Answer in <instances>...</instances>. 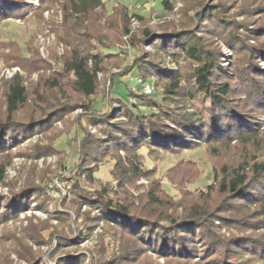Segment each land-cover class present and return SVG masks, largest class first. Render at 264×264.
<instances>
[{
  "label": "trees",
  "instance_id": "1",
  "mask_svg": "<svg viewBox=\"0 0 264 264\" xmlns=\"http://www.w3.org/2000/svg\"><path fill=\"white\" fill-rule=\"evenodd\" d=\"M34 1L39 6L30 10L29 3ZM54 1L57 0H0V21L23 19L29 12L34 20H39ZM61 1H64L62 24L53 22L58 41L67 48L60 77L67 80L74 96L85 99L97 96L98 75L109 64L120 66L121 60L114 50L123 37L132 33V20H137L143 29L138 38L133 34L130 37V44L140 57L132 68L111 77L106 101L111 107L114 104L119 107L100 115L88 112L75 124L82 125L75 173L84 175L94 186L92 191L77 186L76 194L84 200V205L101 213L95 217L97 221L112 225L124 238H131L141 247L137 251L144 255L150 251L164 259L179 258L187 262L216 255L212 259L214 264L238 255L244 243L235 240L227 248L224 241L214 240V231L206 219L211 213L206 208L208 198L215 193L225 196L228 202L251 203L257 207V227H264V136L254 118L258 114L264 116V69L259 65L264 60V25L251 29L249 22L253 16L263 14L264 4L253 8L254 11L241 10L238 15L244 21L237 22L226 6L212 4L211 0H196L195 15L189 17L184 13L185 18L177 24L166 23L165 17L172 13L178 1L186 0H165L164 15L153 13L147 19L130 13L121 2L108 10L102 0ZM153 16L160 21L156 27L151 25ZM217 40H222L235 53L230 68L221 65L222 54L214 44ZM145 47L155 50L153 57L146 56ZM101 50L105 53H100ZM165 57L172 59L174 68L163 65ZM34 60L41 65L39 58ZM135 69L139 70V81L150 84L152 79L153 92L156 88L161 90L152 93L153 97L131 90L127 105L113 94L114 80L116 76L130 75ZM46 83L58 88L56 96L63 91L56 78ZM35 95L40 102L44 101L37 92ZM157 95H162V99L158 100ZM29 99L30 93L21 78L17 76L9 82L4 112H0V153L9 152L36 131L49 127L55 117L79 106L77 103L55 105L38 121L22 122L16 116L28 106ZM82 106L91 109L86 103ZM144 108L148 111L142 112ZM88 125L95 127L100 137L91 135ZM202 146L213 159L221 160L231 149L239 152L232 160L234 163L224 162L213 168L215 184L207 186L201 195L205 204L201 208L192 206L181 216L169 215L167 209L177 204L165 200L160 190H150L142 203L126 192L121 193L124 187L154 172L143 166L139 150L147 148L152 153L179 155ZM108 157L113 161L114 184L100 186L93 178V169ZM181 163L185 164L178 162L174 172L180 171ZM5 167V163L0 164V183L5 179ZM116 187L119 190H114ZM28 195L24 193V197L8 206L5 216L18 215L27 206L22 201ZM163 222L167 225L162 226ZM21 258L28 264H39L31 251L23 252Z\"/></svg>",
  "mask_w": 264,
  "mask_h": 264
},
{
  "label": "rangeland",
  "instance_id": "2",
  "mask_svg": "<svg viewBox=\"0 0 264 264\" xmlns=\"http://www.w3.org/2000/svg\"><path fill=\"white\" fill-rule=\"evenodd\" d=\"M122 1L123 4H129L128 10L134 15L136 10L141 9L140 7L135 10L137 0L133 3ZM63 2L54 1L49 6V11L44 12L41 19L38 17L39 20H34L32 12H29L23 19L14 17L0 21V112H4L9 82L17 76L30 93L28 106L16 116L22 122L30 119L38 121L55 105L79 104L71 112L55 117L49 127L36 131L9 152L0 153V164H6L5 179L0 183V264H28L21 258L27 250L39 259V264H66L65 261L69 264H214L212 259L216 255L187 262L179 258L164 259L150 251L146 255L138 252L137 247L139 250L140 245L133 243L131 238H124L121 231L114 229L112 225L97 221L95 217L101 213L84 205V200L76 194L77 186L87 191L94 190V186L84 175L75 173V166L79 164L77 147L80 144L79 139L82 138V131H79L82 125L75 124L88 112L100 115L111 110L114 112L119 107L117 104L111 107L106 101L111 89V77L134 66L140 54L131 46L130 37L133 34L138 38L143 29L139 22L135 29L131 24L132 33L123 37L114 50L118 60H121L120 66L109 64L106 71L98 75L97 96L90 99L74 96L69 90L67 80L60 77L64 70V54L67 48L58 41L53 24H62ZM195 2L197 1H178L172 13L165 17L166 23L179 24L185 18L184 13L189 17L194 16ZM210 2L226 6L237 22L244 21L242 15H238L241 10L250 12L264 4L262 0ZM37 6L38 1L29 3L30 10ZM108 10H111L110 6ZM262 15L264 12L249 20L252 23L251 29L264 25ZM151 21L152 27L160 24L156 16ZM214 44L222 54L221 65L224 68L233 66L236 58L234 51L222 40H217ZM144 49L146 56H154L155 50L148 47ZM101 52L105 53L102 50ZM36 58L42 61L41 65L35 62ZM171 61V58L165 57L163 65L174 68ZM259 65L264 69V60H260ZM53 78L63 87V91L58 93L59 96H56L58 88L53 89L46 83ZM138 78V69L126 77L116 76L113 94L128 105L131 90L139 95L144 94ZM149 82L150 87L155 88L154 81L151 79ZM160 90L156 88L153 95ZM34 92L44 101L40 102ZM157 99L161 100L162 95H157ZM84 103L91 109L84 108ZM147 111L142 109V112ZM254 118L260 124L264 136V116L258 114ZM87 130L91 135L100 137L95 127L88 125ZM238 152L231 149L224 158L216 160L210 155L207 156L205 146L179 155L152 153L143 148L138 152L143 157V166L154 169V172L150 177L140 178L132 185L124 187L121 193L126 192L142 203L150 190H160L167 198L165 200H169L170 204H177L167 209L168 214L181 216L192 206L201 208V205H205L201 195L206 192L207 186L215 184L213 168L220 167L224 162L234 163L232 160ZM121 155L124 156L122 152ZM178 162L185 164L181 163L182 168L176 173L174 168ZM112 167L113 161L109 157L95 165L92 173L95 182L100 186L107 183L113 186ZM24 190L29 197L24 198L22 204L27 206L19 210L18 215L5 216L8 206L24 197ZM35 190L38 192L34 193ZM114 190L119 189L116 187ZM224 200L225 196L218 193L208 198L206 210L211 214L206 219L214 231V240L224 241L227 248L236 241L244 245L238 250V255L230 257L231 259L225 258L221 263L264 264V227H257V207L251 203ZM161 225L166 226L167 222Z\"/></svg>",
  "mask_w": 264,
  "mask_h": 264
},
{
  "label": "crops",
  "instance_id": "3",
  "mask_svg": "<svg viewBox=\"0 0 264 264\" xmlns=\"http://www.w3.org/2000/svg\"><path fill=\"white\" fill-rule=\"evenodd\" d=\"M104 3L107 4V6H110L112 8L119 2H123L122 0H102ZM163 3L164 0H137L136 1V9L140 8L139 10H136L134 13L135 15L142 16L144 18H149L151 14L156 13V14H161L164 15L163 13ZM129 6V4H126Z\"/></svg>",
  "mask_w": 264,
  "mask_h": 264
},
{
  "label": "built area",
  "instance_id": "4",
  "mask_svg": "<svg viewBox=\"0 0 264 264\" xmlns=\"http://www.w3.org/2000/svg\"><path fill=\"white\" fill-rule=\"evenodd\" d=\"M130 3H133V2H135L136 0H128ZM165 1V0H164ZM138 25V21L137 20H135V19H133L132 20V26L134 27V29H135V26H137ZM127 38V37H126ZM139 83L142 85V92L144 93V94H148V95H151L152 93H153V88H151L150 87V85L149 84H147V83H142L141 81H139ZM131 102L132 103H136V100L135 99H131Z\"/></svg>",
  "mask_w": 264,
  "mask_h": 264
}]
</instances>
